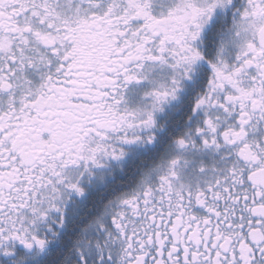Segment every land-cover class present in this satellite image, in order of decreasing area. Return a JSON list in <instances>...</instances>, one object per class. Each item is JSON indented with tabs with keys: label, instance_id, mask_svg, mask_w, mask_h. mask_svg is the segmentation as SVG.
I'll use <instances>...</instances> for the list:
<instances>
[{
	"label": "snow or ice",
	"instance_id": "1",
	"mask_svg": "<svg viewBox=\"0 0 264 264\" xmlns=\"http://www.w3.org/2000/svg\"><path fill=\"white\" fill-rule=\"evenodd\" d=\"M0 264H264V0H0Z\"/></svg>",
	"mask_w": 264,
	"mask_h": 264
}]
</instances>
